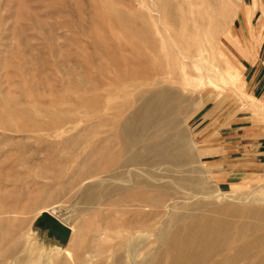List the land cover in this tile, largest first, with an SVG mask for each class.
I'll return each mask as SVG.
<instances>
[{"label": "rangeland", "instance_id": "rangeland-1", "mask_svg": "<svg viewBox=\"0 0 264 264\" xmlns=\"http://www.w3.org/2000/svg\"><path fill=\"white\" fill-rule=\"evenodd\" d=\"M154 7L159 9L153 0H0V264H76V255L84 257L82 264H117V256L120 264H138L143 259V253L133 259L124 250L129 243L116 252L109 250L120 238L92 235L98 222L119 227L127 215L118 212L112 222V207L105 205H96L93 214L82 212L80 189L102 179L112 184L109 174L87 178L72 194L60 190L68 183L65 173L77 168L89 150L98 152L89 159L91 164L108 160L106 148L86 137L104 133L102 124L112 119V110L107 109L112 108V51L126 58L131 53L124 45L128 30L112 20L135 12L170 31L160 9L146 15ZM216 9L204 23L212 29L219 25L210 40L216 61L201 70L208 59L200 54L198 64L190 65L200 72L176 84L191 101L179 119V132L171 134L182 166L162 163L156 168L164 181L188 178L193 182L190 188H175L176 196L167 200L169 208L173 203L196 201L240 204L246 197L255 200V207H264V164L234 162L252 159L255 142L264 133L260 131L264 103L243 88L244 58L256 53L264 37V0H226ZM83 82L87 88L80 87ZM97 94L96 110L76 103ZM219 131L230 147L237 144L232 157L239 158L221 162V147L215 142L222 138L214 135ZM108 199L112 201L111 194ZM46 211L72 228L67 238L38 222ZM165 212L168 209L163 208L154 222H167ZM83 222L90 223L84 227ZM153 241L154 235L144 232L131 242L132 246L147 243L149 248Z\"/></svg>", "mask_w": 264, "mask_h": 264}, {"label": "bare ground", "instance_id": "bare-ground-1", "mask_svg": "<svg viewBox=\"0 0 264 264\" xmlns=\"http://www.w3.org/2000/svg\"><path fill=\"white\" fill-rule=\"evenodd\" d=\"M154 1L168 19L170 31L160 26V22L153 24L144 15V20L141 19L135 12L119 17L113 15V24L129 32L124 45L131 53L126 58L112 51V108H107L112 110V119L102 124L104 133L96 131L86 137L97 139L100 148H106L108 160L103 165L91 164L89 159L98 152L89 150L88 157L77 168L65 173L68 183L66 181L60 191L72 194L87 178L109 174L112 184L104 183L102 179L80 189L79 198L85 204L82 212L93 214L96 205H105L112 207V222L118 212L121 216L127 215L119 227L112 225L111 228L105 221L98 222L92 235L112 240L120 238L111 242L109 250L112 252L129 243L124 248L127 253L132 257L137 253L144 255L138 264H264V207H255V200L249 201L246 197L244 201L240 199V204L196 201L178 205L170 200L173 205L169 208L167 200L168 197L174 199L175 188H190L193 182L188 178H171L167 182L156 171L162 163L182 166L171 134L179 132V119L189 109L191 101L181 95L185 91L181 92L176 84L187 75L200 72L190 66L198 64L196 58L200 54H206L208 59L200 69L212 66L215 56L210 40L219 25L214 24L212 29L204 23L214 17L216 8L226 0ZM159 9H148L146 15L158 13ZM162 28L167 32L162 33ZM123 65L127 70L122 68ZM80 87L87 88L84 82ZM99 100L97 94L76 103L93 111ZM78 133L82 135L81 131ZM82 137L79 139H86ZM72 142L76 143L77 139ZM110 194L112 201L108 199ZM163 208L168 209V213L165 212L169 217L167 222H154ZM89 223L83 222L84 227ZM68 228L71 232L72 228ZM144 232L154 235L153 246L148 248L147 243L132 246L131 241ZM91 239L90 244L94 242ZM57 246L56 249L60 248ZM89 249L84 251L89 252ZM71 251L78 254L74 249ZM66 255L72 256L70 251H66ZM75 258L76 264H82L84 257L76 255ZM120 260L117 256L114 262L120 264Z\"/></svg>", "mask_w": 264, "mask_h": 264}, {"label": "crops", "instance_id": "crops-1", "mask_svg": "<svg viewBox=\"0 0 264 264\" xmlns=\"http://www.w3.org/2000/svg\"><path fill=\"white\" fill-rule=\"evenodd\" d=\"M242 15V13L240 14ZM264 16V12H263ZM241 17V16H240ZM241 19H243L241 17ZM245 25V23H243ZM254 33L249 32V36H253ZM245 65L243 70V88L245 92L255 98L257 101L264 103V37L258 44L256 53L248 55L244 58ZM240 130V127L238 128ZM261 132H264V127L260 128ZM218 134H214L216 137L220 136L222 139L216 141V145L220 146V156L222 157L221 162H228L229 160L234 161L233 158H239V156L232 157L235 153L234 145L229 146V142L226 140L227 137H222L220 131ZM233 142V141H232ZM252 159H242L236 160L234 162L241 163H254V164H264V133L260 135L254 145ZM230 157V158H229Z\"/></svg>", "mask_w": 264, "mask_h": 264}, {"label": "water", "instance_id": "water-1", "mask_svg": "<svg viewBox=\"0 0 264 264\" xmlns=\"http://www.w3.org/2000/svg\"><path fill=\"white\" fill-rule=\"evenodd\" d=\"M38 222H45L43 224L48 225L52 232L54 230L60 231L61 233H63L62 235L64 238H67V236L70 234V229L66 225H64L57 217L51 215L48 212H42L40 217L38 218Z\"/></svg>", "mask_w": 264, "mask_h": 264}]
</instances>
